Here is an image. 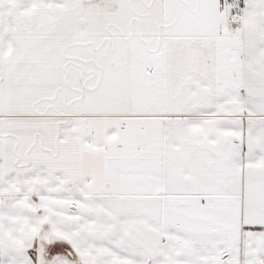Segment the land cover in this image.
I'll list each match as a JSON object with an SVG mask.
<instances>
[{
    "label": "snow or ice",
    "instance_id": "snow-or-ice-1",
    "mask_svg": "<svg viewBox=\"0 0 264 264\" xmlns=\"http://www.w3.org/2000/svg\"><path fill=\"white\" fill-rule=\"evenodd\" d=\"M0 264H264V0H0Z\"/></svg>",
    "mask_w": 264,
    "mask_h": 264
}]
</instances>
